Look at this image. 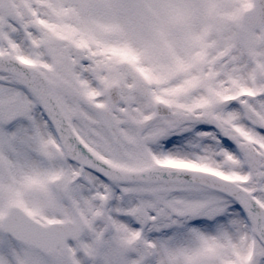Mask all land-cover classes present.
I'll return each mask as SVG.
<instances>
[{
  "label": "snow or ice",
  "instance_id": "obj_1",
  "mask_svg": "<svg viewBox=\"0 0 264 264\" xmlns=\"http://www.w3.org/2000/svg\"><path fill=\"white\" fill-rule=\"evenodd\" d=\"M0 264H264V0H0Z\"/></svg>",
  "mask_w": 264,
  "mask_h": 264
}]
</instances>
